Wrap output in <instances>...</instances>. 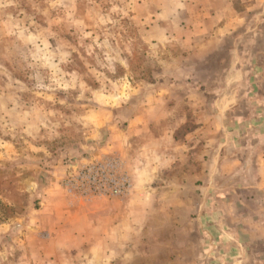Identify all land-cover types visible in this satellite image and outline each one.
<instances>
[{
    "label": "rangeland",
    "instance_id": "obj_1",
    "mask_svg": "<svg viewBox=\"0 0 264 264\" xmlns=\"http://www.w3.org/2000/svg\"><path fill=\"white\" fill-rule=\"evenodd\" d=\"M185 1L0 0V264H186L169 165L224 139L222 89L264 88V34L230 31L198 67L215 41Z\"/></svg>",
    "mask_w": 264,
    "mask_h": 264
},
{
    "label": "crops",
    "instance_id": "obj_2",
    "mask_svg": "<svg viewBox=\"0 0 264 264\" xmlns=\"http://www.w3.org/2000/svg\"><path fill=\"white\" fill-rule=\"evenodd\" d=\"M237 2L197 0L196 6L191 2L183 5L181 12L197 14L202 20L197 28H186L204 30L207 38L215 41L214 47L216 41L230 31L248 27L251 34H264V0L239 7ZM255 17L258 23L248 26ZM243 23L246 24L241 28ZM262 60L264 47L260 45L248 59L255 77L257 72L258 77L264 78V65L259 63ZM235 61L238 63L237 58ZM248 78L244 80L246 82L242 81L241 88L229 89L228 96V91L222 89L220 94L223 96L213 105L219 118L218 131L221 125H227L224 139L206 144L210 149L200 150V159L196 151L194 160L198 159L191 164L184 162L182 157L178 165H169L178 175L167 185L176 202L171 200L172 208L166 206L165 212L168 219L176 218L181 223L180 229L186 238L183 246L186 264H264V103L258 104L261 110L253 116L242 118L238 115L228 121L225 117L230 115L227 112L241 105V101L264 92V88L248 84ZM136 153H139L138 157H144L143 153ZM184 153L188 154V151L181 154ZM141 203L142 199L136 198V204L141 206ZM176 210L183 212L181 220L174 214ZM153 214L143 215L142 219L148 216L151 222ZM142 229L139 225L136 227V236Z\"/></svg>",
    "mask_w": 264,
    "mask_h": 264
},
{
    "label": "trees",
    "instance_id": "obj_3",
    "mask_svg": "<svg viewBox=\"0 0 264 264\" xmlns=\"http://www.w3.org/2000/svg\"><path fill=\"white\" fill-rule=\"evenodd\" d=\"M220 48H221V44H217V46L214 49L210 50L206 55H204L200 60H198L196 65L198 67H200V66L204 67L205 64L210 65L209 62L216 61V58L220 54ZM220 56H221V54H220ZM218 65H219V63H218ZM210 66H212V63H211ZM263 98L264 97L261 94V95H258V96H253L252 99H249V100L246 101V103H251L252 110H253V115L254 114H258L260 112L261 108H258L257 104H260V102L264 103V99Z\"/></svg>",
    "mask_w": 264,
    "mask_h": 264
},
{
    "label": "built area",
    "instance_id": "obj_4",
    "mask_svg": "<svg viewBox=\"0 0 264 264\" xmlns=\"http://www.w3.org/2000/svg\"><path fill=\"white\" fill-rule=\"evenodd\" d=\"M102 175H103V172H102ZM105 181H108V179L107 178H103Z\"/></svg>",
    "mask_w": 264,
    "mask_h": 264
}]
</instances>
